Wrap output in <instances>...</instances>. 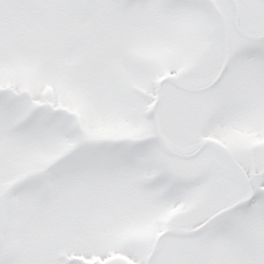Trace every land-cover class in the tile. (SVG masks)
Wrapping results in <instances>:
<instances>
[{
    "label": "snow or ice",
    "instance_id": "snow-or-ice-1",
    "mask_svg": "<svg viewBox=\"0 0 264 264\" xmlns=\"http://www.w3.org/2000/svg\"><path fill=\"white\" fill-rule=\"evenodd\" d=\"M0 264H264V0H0Z\"/></svg>",
    "mask_w": 264,
    "mask_h": 264
}]
</instances>
